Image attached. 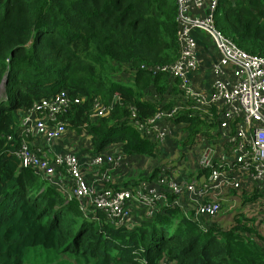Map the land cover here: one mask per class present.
<instances>
[{
    "label": "trees",
    "instance_id": "obj_1",
    "mask_svg": "<svg viewBox=\"0 0 264 264\" xmlns=\"http://www.w3.org/2000/svg\"><path fill=\"white\" fill-rule=\"evenodd\" d=\"M178 13L176 0H0V264H24L33 247L76 254L85 264H137L142 251L147 264H264V236L240 208L224 207L206 231L174 208L134 230L114 227L100 213L99 220L83 215L77 201L66 203L13 155L21 111L67 91L84 102L59 120L88 134L93 156L117 145L131 158L162 159L158 144L132 125L130 108L135 122L146 123L184 100L179 80L142 68L178 59ZM215 23L237 47L264 58V0H224ZM116 93L111 115L91 119L94 100L107 105ZM172 120L187 124L183 146L214 139L217 124L192 111Z\"/></svg>",
    "mask_w": 264,
    "mask_h": 264
},
{
    "label": "built area",
    "instance_id": "obj_2",
    "mask_svg": "<svg viewBox=\"0 0 264 264\" xmlns=\"http://www.w3.org/2000/svg\"><path fill=\"white\" fill-rule=\"evenodd\" d=\"M176 1L178 59L169 66L142 68L153 75L162 73L179 80L184 100L158 112L146 123L134 121L136 110L131 107L130 119L140 134L155 141L160 149L174 136L172 119L183 111L215 122L214 139L208 141L199 136L197 140L202 141L197 159L185 160L184 155H179L178 161L170 158L157 178L114 189L109 186L110 173L122 166L123 155L104 153L88 163L90 169H104L102 179L87 178L76 154L49 156L36 143L40 137L49 143L58 140L68 130L59 118L75 105L83 104L84 99L72 97L67 91L21 111L18 134L22 139L13 155L21 168L31 169L52 184L62 186L56 177L65 176L84 215L89 217L92 213L99 220L100 213L114 227L132 230L141 221L152 220L160 209L174 208L206 231L225 207L227 212L240 208L255 220L264 236V58L248 54L217 30L215 12L224 0ZM197 31L209 35L219 52L210 66L212 82L208 89H194L191 79L193 73L201 70L194 36ZM118 99L116 93L114 101L107 105L94 100L91 119L109 117ZM245 196L255 198L246 203ZM141 253L137 264H147ZM160 264L171 263L163 259Z\"/></svg>",
    "mask_w": 264,
    "mask_h": 264
},
{
    "label": "crops",
    "instance_id": "obj_3",
    "mask_svg": "<svg viewBox=\"0 0 264 264\" xmlns=\"http://www.w3.org/2000/svg\"><path fill=\"white\" fill-rule=\"evenodd\" d=\"M194 36H195L196 40L198 41V53H199V61H200L201 49L204 48L203 53L206 52V53L210 54L208 47L212 44H211V42L208 41L207 36H205L204 33H202V32L197 31L194 33ZM217 58L218 57H215V58H213V60H215ZM213 60L208 63L209 69H210V66H211ZM200 64H201V61H200ZM201 73H202V70H200L198 73H193L191 75L192 82H193V79H195V78H197L200 81L201 80V75H200ZM211 82H212V78H211V75L209 72L206 75L205 82L203 84L198 83L197 88L202 89V87H203V88L208 89ZM193 85H194V83H193ZM174 126L177 128H181L182 125H180V126L174 125ZM178 135H179V133L175 132V130H174V136H172L170 139H168L166 141V143L163 147V150H162L163 151V157H165V155H167V151L171 149V146L173 147L172 144L177 145V143H178L177 139L178 138L176 136H178ZM36 143L39 147L44 149L45 152L47 154H49V156H54L56 154H62V153H72V154L74 153V154H76L78 157H80L81 164L83 165V173L85 174V176L87 178L90 179V178L95 177V179H102V173L104 172L103 168L90 169L88 167V163L92 160V158H94V156L91 154V149H92L91 140H90V137L88 136V134H86V136H85L82 134V131L78 132V131L72 130L70 132L67 131V133L64 134L60 139L55 140L53 142L49 143L46 141L45 138L40 137L37 139ZM71 144L75 145V151L74 152L67 151V149H71ZM106 151L107 152H105V153H108L111 155H118V154L123 155L122 166L119 167L118 169H114L110 173L111 183L109 184V186L111 188H114V189H124V188H127L132 183H137L141 180L146 179V178H142V176H143L142 173H144L145 170L149 168L147 166L149 165L150 162L153 164L157 163V165L155 164L154 166H150L151 168H153V169H151L152 174H153V172L155 170L161 171L163 164L168 159H170V158H168L164 162L163 158L158 159V160H152V159H148V158H131V157L125 155L123 152H121L119 150V146H117V145H112L109 148V150H106ZM185 172H184V174H185ZM65 178L66 177L63 175L62 176L58 175L56 177V180L58 181V183L62 182V186H59V185L52 184L50 181H48L46 179H42V177H41V179L43 181H45L46 183H48L52 187L57 188L58 191H60V193L63 195L64 199L66 200V203H69L71 201H77L78 202V200L74 198L71 187L66 183ZM79 210H80V206H79ZM80 212L84 215V213L81 210H80ZM90 214L93 215L92 213H90ZM155 217H156V215H154L153 218H155ZM145 221H146V219H145ZM145 221H141L139 223V225L136 226L134 229L139 227ZM134 229H132V230H134Z\"/></svg>",
    "mask_w": 264,
    "mask_h": 264
},
{
    "label": "rangeland",
    "instance_id": "obj_4",
    "mask_svg": "<svg viewBox=\"0 0 264 264\" xmlns=\"http://www.w3.org/2000/svg\"><path fill=\"white\" fill-rule=\"evenodd\" d=\"M208 41L211 42L212 45H210L209 51L210 54L208 53H203L204 48L201 49V56H200V61H201V70L202 73L201 75V80L199 81L197 78L193 79V87L194 89H197V84L201 83L203 84L205 82V78L207 73L210 72L208 63L210 61L213 60V58L215 57H219V52L215 46L214 40L207 35ZM0 98L2 100H5V93L4 90L1 89L0 91ZM187 127V124H184L181 126V128H177L174 126V130L175 132H178L179 135L176 136L178 139V143L177 145L172 144L173 147L171 146V149L167 151V155H165V157H163V148L160 150L162 151L161 153V158H163L164 162L166 161V159L171 158L174 161H178L180 159L179 155H184V159L185 160H191L194 161L193 158L195 157V159H197L198 157V150H199V146L202 143V141H195L193 143H191L190 145H182V141L185 139L186 137V132H184L185 128ZM67 131H72L71 129H68ZM66 131V133H67ZM65 133V134H66ZM82 134L86 136V132L84 130H82ZM211 138L208 139V141H210ZM67 151L70 152H74L75 151V145L71 144V149H67ZM74 154V153H73ZM157 165V163H155ZM155 164L153 163H149V165L147 167H149L148 169L145 170L142 176V178H148L150 177V175L152 174V170L153 168H151L150 166H154ZM161 174V173H160ZM159 174V175H160ZM223 213V212H222ZM232 222L231 218H225L224 219V225H227V228L230 227L229 223ZM259 241V240H258ZM260 242V241H259ZM24 264H85L83 262V259L78 257L76 254H69V252H65V253H58L56 250L54 249H46L43 247H33L30 248L27 252V255L25 257V263Z\"/></svg>",
    "mask_w": 264,
    "mask_h": 264
},
{
    "label": "water",
    "instance_id": "obj_5",
    "mask_svg": "<svg viewBox=\"0 0 264 264\" xmlns=\"http://www.w3.org/2000/svg\"><path fill=\"white\" fill-rule=\"evenodd\" d=\"M6 81H4V83L1 85V89H3L4 85H5Z\"/></svg>",
    "mask_w": 264,
    "mask_h": 264
}]
</instances>
